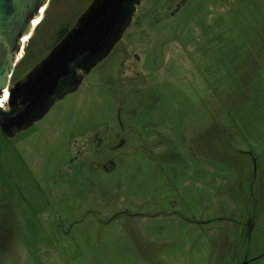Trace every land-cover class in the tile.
<instances>
[{"label": "rangeland", "instance_id": "rangeland-1", "mask_svg": "<svg viewBox=\"0 0 264 264\" xmlns=\"http://www.w3.org/2000/svg\"><path fill=\"white\" fill-rule=\"evenodd\" d=\"M91 1L50 0L13 78ZM243 257L264 264V0H142L77 91L0 134V264Z\"/></svg>", "mask_w": 264, "mask_h": 264}, {"label": "water", "instance_id": "water-1", "mask_svg": "<svg viewBox=\"0 0 264 264\" xmlns=\"http://www.w3.org/2000/svg\"><path fill=\"white\" fill-rule=\"evenodd\" d=\"M50 0H0V95L16 65L21 38ZM142 0H92L49 53L8 91L16 108L0 124L10 138L40 120L58 101L77 91L83 77L106 58L132 24Z\"/></svg>", "mask_w": 264, "mask_h": 264}, {"label": "flooded vegetation", "instance_id": "flooded-vegetation-1", "mask_svg": "<svg viewBox=\"0 0 264 264\" xmlns=\"http://www.w3.org/2000/svg\"><path fill=\"white\" fill-rule=\"evenodd\" d=\"M177 11H175V12H173L172 13V15L174 14V13H176ZM34 31V28H33V30H32V32ZM32 32H31V34L29 35V38L32 36ZM56 44V43H55ZM23 45L21 44L20 45V50L22 51L23 50V47H22ZM20 50H19V53H20ZM40 62V61H39ZM38 63V62H37ZM36 63V64H37ZM35 64V65H36ZM34 66V65H33ZM14 70V69H13ZM13 73V72H12ZM28 73V72H27ZM26 73V74H27ZM26 74L23 76V77H18V78H13V76H12V74H11V76H10V78H9V82H8V85H7V87H6V90L5 91H9V90H11L13 87H14V85L16 84V83H18V82H21L22 80H23V78L26 76ZM88 74H86L84 77H83V79H82V81H81V83H80V85H79V87L81 86V84H82V82H83V80L85 79V77L87 76ZM79 87H78V89H79ZM77 89V90H78ZM3 96V97H2ZM8 96V95H7ZM66 97V96H65ZM4 98V93L2 92L1 93V95H0V109L3 111V112H5V113H7V112H9V111H11V110H13V109H15L16 107L15 106H9V104H8V102H7V98H6V101H4L3 103H1V99H3ZM7 116L6 115H0V124L3 122L2 121V119L3 118H6ZM37 122V121H36ZM34 124V123H33ZM31 127V126H30ZM0 134H2L3 136H5V137H7L6 135H5V133L4 132H2L1 131V128H0ZM251 261L252 260H249L247 257H243L242 259H241V261L238 263V264H250L251 263Z\"/></svg>", "mask_w": 264, "mask_h": 264}, {"label": "bare ground", "instance_id": "bare-ground-1", "mask_svg": "<svg viewBox=\"0 0 264 264\" xmlns=\"http://www.w3.org/2000/svg\"><path fill=\"white\" fill-rule=\"evenodd\" d=\"M44 9L45 8H41V10L39 11L40 12V16L39 17H37V18H34L33 20H32V26L33 27H36L39 23H40V21H41V15H42V13L44 12ZM29 39V35H25V36H23L22 38H21V44L23 45L27 40ZM20 52H21V50H20ZM21 55H20V53L18 54V57H17V60H18V58L20 57ZM6 90V89H5ZM3 91V93H4V98L3 99H1V103H3L4 101H6V98H8V92L7 91ZM3 97V96H2ZM1 106V105H0Z\"/></svg>", "mask_w": 264, "mask_h": 264}, {"label": "trees", "instance_id": "trees-1", "mask_svg": "<svg viewBox=\"0 0 264 264\" xmlns=\"http://www.w3.org/2000/svg\"><path fill=\"white\" fill-rule=\"evenodd\" d=\"M68 30H69V28H67V27H62L58 30L56 43L68 32ZM31 39H32V36L29 38V40H31Z\"/></svg>", "mask_w": 264, "mask_h": 264}]
</instances>
